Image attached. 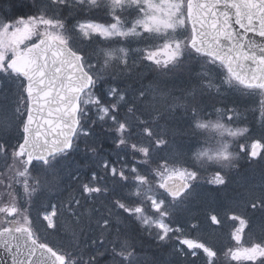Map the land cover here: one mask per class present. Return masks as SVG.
<instances>
[{
    "label": "snow or ice",
    "instance_id": "snow-or-ice-1",
    "mask_svg": "<svg viewBox=\"0 0 264 264\" xmlns=\"http://www.w3.org/2000/svg\"><path fill=\"white\" fill-rule=\"evenodd\" d=\"M57 6L70 4L75 7L74 0H52ZM80 5H87L83 11L91 8L98 10L99 15L111 17V22L100 19L84 17L78 20L75 28L86 39L99 38L104 41L115 37L124 38L130 34L140 35L143 32L168 33L178 28H186L188 37L185 41H166L156 51L146 54L148 60L156 65H165L173 62L179 55L182 45L191 47L198 53L208 56L212 61L222 64L229 79L239 82L246 88L257 89L264 95V0H78ZM107 3L109 11L104 12L103 5ZM125 4H134L139 8L140 17L132 27L124 29L121 24L119 11ZM29 5L37 7V0H2L0 3V72H12L22 77L25 85V95L21 99V106L17 112L23 115V123L20 125L22 138L18 143L8 146L0 140V158L7 164L8 159L20 164L23 171H19L20 177H26L29 169L37 166L36 162L47 165L56 154L72 149L74 138L81 129V113L84 106L94 104L104 114H108V107H101L99 97L94 93L98 74L94 66L88 63L85 57L69 46L65 36V22L57 17H50L43 9H39L27 15H19L22 8ZM35 39V42H32ZM23 45V47H21ZM121 55L117 59L127 64L126 50L119 49ZM163 56V59L158 58ZM106 57L112 53H106ZM109 60L105 58L104 64ZM114 94L123 99V95L115 88ZM141 96L144 93L140 94ZM261 113L264 114V98L261 100ZM228 119L232 115L225 113ZM195 115L193 134L197 129L215 128L223 136L227 133L230 137L242 136L248 132L247 128L233 131L225 124L204 123ZM113 121L116 120L112 116ZM13 121L7 117H0V128L10 129ZM117 131L122 134L118 144L125 143L123 133L127 128L124 122L116 124ZM144 132L152 136L155 146L158 148L165 144L163 136H153L152 129L146 127ZM133 150H138L143 162L149 161V147L132 144ZM243 151L245 144L240 145ZM229 145L223 144L215 151H202L196 154V159L207 160L230 159L233 154L228 151ZM248 154L255 159L264 153V141L253 139L247 144ZM95 151V150H93ZM179 165V166H178ZM108 169V161L103 164ZM112 176H119L127 180L123 168L117 173L116 167L111 168ZM156 179L152 181L159 189H163L174 199L179 197L191 182L198 177L196 171H190L182 164H171L168 160H160L153 169ZM135 173L131 178L137 182V187L149 183V178L139 174L136 166L129 169ZM96 179V173L92 174ZM225 182L224 176L216 172L210 183L220 185ZM25 185L27 181H24ZM85 193L101 192V188L83 186ZM142 193L138 192L137 195ZM146 200L151 202V207L161 217L167 215L163 210L164 201L158 199L155 194L143 193ZM115 204L129 214L141 217L143 207L128 208L119 200ZM253 208L256 204L252 205ZM0 213L5 215L20 212L14 205L0 207ZM55 209L42 213L43 221H46L47 229H55ZM213 223L218 224L216 215H212ZM239 221V227L233 233V239L240 241L247 221L241 216L230 217ZM145 224L149 220L144 219ZM156 227L160 231L159 238L164 240L172 228L163 220L157 221ZM25 224H29L25 217ZM104 230L110 228V221L104 219ZM179 231V229H177ZM177 239L180 241L179 236ZM107 241L92 240L88 247L96 248L94 253L88 254L84 259V253L73 255L72 252H62L42 242L40 237L30 226L18 224L16 221H8V226L0 225V264H76L77 260L82 264H109L104 259L106 254L114 253L127 260L133 254V250L118 251L115 246L109 248ZM183 246L191 251L193 257L197 255V249L202 250L209 258L208 264H213L215 251L203 243H196L191 239L180 241ZM233 261L241 264H264V243H252L248 248L237 247L235 251L229 249Z\"/></svg>",
    "mask_w": 264,
    "mask_h": 264
},
{
    "label": "trees",
    "instance_id": "trees-1",
    "mask_svg": "<svg viewBox=\"0 0 264 264\" xmlns=\"http://www.w3.org/2000/svg\"><path fill=\"white\" fill-rule=\"evenodd\" d=\"M0 3H2V0H0ZM74 4L75 7L70 4L57 6L52 0H37V7L29 5L22 8L18 14L27 15L43 9L46 15L57 17L58 14V18L64 20L66 29L64 34L67 36L70 33L68 34L70 37H68V44L74 50L80 52L86 61L94 66V71L98 74L94 93L99 97L100 105L108 107L109 112L104 118L99 119L100 114L97 110L93 113L94 115H88L90 109L84 107V111L81 113V129L83 132L82 134L78 132L72 150L56 155L47 165L36 162L37 166L35 168L37 169L33 171L34 168H30L29 173L35 172L36 174L38 171H46L59 164L72 167L75 165L77 168L85 170L84 174H78L75 177L73 172L70 171L68 179L63 180L62 188L64 192L60 197L50 200H54L55 206L59 210L57 212H64V208L61 207L65 201L63 199L64 193L68 189L83 188L85 184L92 188L102 189L101 192H93L89 207L80 202L78 208L72 207V209L80 216L86 212V216H84L85 214L82 216L80 227L76 226L79 230L77 234L82 232L85 225L88 226L87 219H90L92 225L96 223V237L103 236L105 241L108 242L107 247H118V251L133 250L128 263L123 257L114 253L106 254L104 259L108 260L109 264H208L207 255L202 250L197 249V255L193 257L191 251L180 243L183 239L203 243L215 251L217 255L213 258V264H241L239 261H233L232 257L227 255L230 248L239 245L233 239L231 224L229 223L232 220L230 217L235 214L232 211L222 210L221 215L219 214L221 222L216 224L212 222L210 215H207L205 211L202 214H197L193 211H187V207L192 202L195 192L200 190L215 192V197L224 201L231 195L234 196L236 194V189L234 190L233 187V182L236 180L234 176L242 172L240 168L243 167L245 162L238 160L236 156H232L228 161L224 159L207 160L206 158L197 160V153L219 149L228 136L227 133L222 136L218 130L212 127L197 129L196 133L193 134L191 128L194 126L195 115L199 114L201 122L213 124L219 122L233 131L238 130L241 125L240 121L237 120L238 117H236L235 100L238 99V95L241 96L243 101L250 100L249 97L252 98L253 96L244 92L242 94H240L241 92L238 93V87L227 78L222 68H219L214 61L195 54L186 46H183L184 55L165 66L156 65L146 57L147 52L156 51L159 48L161 45L159 44L160 38L150 39L142 36L133 47H130L131 42L125 38L115 37L104 41L102 38L86 39L81 37L79 31L75 28L78 20L90 17L104 22H111V17L99 15L98 10L95 8H91L88 12L83 11L88 6L80 5L78 0H74ZM103 8L105 13L109 11L107 3L103 5ZM118 11L120 16L124 18L132 15V12L129 13L128 10ZM121 48L126 50L127 64H123L121 60L116 58L117 55H121L119 53ZM106 53H112V56L106 57ZM105 58L109 60L107 65L104 64ZM158 58L163 59V56L161 55ZM187 73H190L189 76H187ZM191 73H204L210 85L198 84L196 90L192 91L185 85L178 92H175L179 99L172 103L174 109L167 110L171 104L169 103L168 106L165 105L162 109H156L152 113L146 112L147 107L145 104L147 103L144 99L147 92L157 90L158 87L159 89L167 87V81L161 82L160 77L168 80V77L172 76L171 79L179 78L187 84L192 79H196L191 77ZM113 88L122 94L124 98L116 100L118 95L113 92L109 95V89ZM193 92L195 93L192 94ZM141 93H144V95L141 96ZM241 110L258 111V107H243ZM227 112L228 115H232L231 120L225 115ZM112 116L116 117L115 121L111 119ZM118 122H124L127 125L123 133L126 142L123 144H118V141L122 138V134L116 128ZM251 126L253 124L249 123L244 128L249 129ZM146 127L152 129L153 136H163L166 143L157 148L152 136H148L144 132ZM165 129L168 131H165ZM6 144L8 146L14 145L16 140ZM132 144H137L138 147H149V161L147 163L142 161L143 157L138 150H133ZM105 160L108 161L107 170L103 167ZM160 160H168L171 164H182L190 171L194 170L198 173L197 179L191 182L190 191L182 198L171 200L160 191L157 185L152 183L155 180L152 176L153 169L159 164ZM10 162L11 159H8L5 165L8 166ZM227 165L230 166V170L235 165L237 166L234 168V172L232 170L225 172L224 167ZM17 166L19 171H23L20 164L17 163ZM133 166H136L139 174L149 178V183L143 185L142 188H138L137 182L131 178L135 175V173L129 172V169ZM112 167H116L117 173L123 168L129 178L125 180L118 175L112 176L110 173ZM93 172L96 173V179L91 180L92 182L89 183L88 177ZM216 172H220L224 176L225 182L223 184L210 183ZM10 183L12 185L7 191L16 194L23 193L28 196L27 187L24 186L22 179L10 180ZM152 187H158L159 193L163 195L159 197L164 198L163 210L167 212L164 217H161L158 212L151 208L150 201L142 197V194L137 195L141 191L147 194L146 191ZM41 192L42 190L39 187L36 196L40 195ZM82 193L84 195L83 191ZM7 195L6 199L8 198ZM31 198L30 213H32L31 216L35 220L39 213L37 211L48 205L50 201L33 202ZM117 200L124 203L128 208L144 207L143 219L139 220L135 214H129L119 208L115 204ZM144 201L146 202L144 203ZM97 206L101 211L96 215V222L93 218L92 209ZM215 213L217 214V212ZM257 214V212H254L253 217ZM153 218H161L172 228V231L164 240L159 238V229L151 225L150 222ZM104 219L110 221V228L106 231L103 228ZM144 219L149 220V223L145 224ZM61 222L62 220L59 218L58 223ZM65 222H69V220H65ZM203 222L207 226L206 232H202L200 229ZM194 230L198 236H193L191 232ZM178 236L180 241L177 239ZM56 237L58 240L59 237L57 235ZM249 238L252 243H264V236H260L256 232H252ZM40 239L48 242L57 250L65 252L56 244L55 238L51 239L54 243L45 240L43 237ZM58 241L63 242L64 245L70 243L67 238ZM243 242L242 240L240 244ZM76 247L73 255L83 252L78 251L80 247ZM83 253L84 259L87 258L88 254H91L90 252ZM112 255L114 256L113 262L110 259ZM76 264H82V261L77 260ZM243 264H247V262H243Z\"/></svg>",
    "mask_w": 264,
    "mask_h": 264
},
{
    "label": "rangeland",
    "instance_id": "rangeland-1",
    "mask_svg": "<svg viewBox=\"0 0 264 264\" xmlns=\"http://www.w3.org/2000/svg\"><path fill=\"white\" fill-rule=\"evenodd\" d=\"M122 10H128L129 13L132 12L131 13L132 15L130 17H127V18L121 17V24L123 28L128 29L132 27L133 23L140 17V11H139V8L134 4H125L120 9V11ZM68 34L66 36L67 40H69L70 38ZM80 35L81 37H83L82 34ZM183 35H184V29L178 28L175 31H171L168 33L143 32L140 35L130 34L124 38L129 40L132 43V44L130 43L129 45L130 47H133L136 41L140 39L142 36L149 37L150 39L160 38L161 39V41L159 42V44H161L159 46L160 48L166 41H175V40L185 41L189 35L188 30L186 28H185V35L184 36ZM183 46L185 45H182L181 50H180V55L177 58L184 55ZM21 47H23V45ZM189 74L187 73V76H189ZM15 77H16L15 74L10 71L0 72V117H7L13 121L12 128L10 129L0 128V140H3L4 142L9 143V144L12 143L15 139L19 140L18 133H19L22 114L17 112V108L21 106V99L24 96V93L22 90V82L21 81L19 82L13 79ZM171 77H168V80L162 77L159 78L161 82L167 81V87H164L163 89H159L158 87L157 90H152L151 92L149 91L147 92L145 99H144V101L146 100V103H147L145 104L147 107L146 112L152 113L156 109H162L163 106L165 105L168 106L169 103L171 104L168 106L167 110L174 109L173 108L174 105L172 103H174V101L179 99V96L175 95V92L176 91L178 92V90L182 89L185 85L187 86L188 89L190 88L191 91L194 89L196 90V87L198 84L206 85V86L210 85V82L206 80L205 78L206 76L204 73H199V74L191 73V77H195L196 79H192L187 84H185L179 78L171 79ZM109 92H110L109 95H111L112 89H109ZM194 93L195 92H193L192 94ZM117 99L119 100L121 99L119 95H118V98H116V100ZM185 99L191 100L189 98H185ZM235 101L237 103L244 102L241 99H236ZM84 107H88L90 109L88 115H94L93 113H95V111L97 110L100 114L99 119H102L107 115V114H104L101 111V109L94 104H88V105H85ZM101 107H104V106L101 105ZM258 113L261 114V112H258ZM241 119H245V118L243 117L237 118V120H241ZM252 122L256 126L259 125L260 118L257 116L255 119H252ZM165 131H168V130L165 129ZM80 132L82 134L83 130ZM260 138L262 141H264L263 136ZM18 140L16 141V143L18 142ZM263 158H264V153L259 158V160L260 159L262 160ZM36 169L37 168H34L33 171H35ZM70 171L73 172L74 177L78 174L82 175L85 172L83 168H77L75 165L72 167L69 165L59 164V165L52 166L46 171H38L36 174L35 172L33 173L31 172L32 174L28 172L26 177H20L18 175L19 167L17 166V163H14L13 160L11 159V162L9 163V165L6 166L3 159L0 158V187H1L0 207L14 205L20 212V215H16L14 213L11 215H5L3 213H0V225L6 227L8 226V221H16L20 225L29 226V224L31 223L30 222L31 221L30 207H32L30 198L32 197L31 201L33 202H37V201L49 202L51 199H56L55 197H60L61 194L64 192V189L62 188L63 180L68 179L69 174L71 173ZM255 174H258L255 176V179L259 178L258 181H253L252 178L242 177L241 179H237L233 183L234 185L236 184L237 193L243 196L247 202L253 201V200L264 202V190L261 191V186L264 184V161H262V164L260 165L258 171ZM152 176H154V178L156 179L154 172L152 173ZM18 178L22 179L23 183L25 180L27 181V184L25 185L24 183V186L27 187L26 190H28V196L24 195L23 193L16 194L15 192L11 193L10 191H7L12 185L10 183V180L13 181L15 179L17 181ZM88 179L90 181L89 183H91L92 182L91 180H93L92 174L90 175V177H88ZM39 187L41 188L42 192L40 195L36 196V193L39 192ZM82 191H83V188L77 187L76 190L73 188H70L68 189V191L64 193L63 199H65V201H64V204H62L61 208H64V215H66V217L62 219L61 223H58L59 218L57 216L54 217V222L56 223L55 229H47L46 221H43V218H42V213L44 212L51 213L54 209L56 212V208L54 204H48L44 207H41L40 210L42 212H39V215L37 217L36 228L39 230L40 236L41 234L44 235L43 234L44 232L49 233V234L52 233V235L58 234V237H59L58 240L60 239L63 240L64 236H66L67 240L70 241L68 245H64L63 242L58 241V240L55 241L59 247L64 249L63 251L74 253L75 252L74 248L78 246L80 247L78 251L94 253L93 250H96V248L88 247L91 241L92 240L105 241V239L103 238V236L96 237L97 235L95 233L97 232L95 231L96 223L95 225H92L90 223V219H87L88 226L85 225V227L82 228V232L80 234H77V232H79L77 227H80V224H82V216L84 214H85L84 216H86V212L82 216H80V214L76 213L74 209H72V207L78 208L80 206V202H82L84 206L89 207L91 204V198L93 197V192L85 193L83 191L84 195H82L83 194ZM146 192H147V195H152L154 193L155 196H163L162 194L159 193L158 187L157 188L152 187ZM143 193L144 191H142L141 193L142 197H144ZM6 194H8L7 199H6ZM215 196H216L215 192H211L209 190L207 191L200 190L198 192H195L192 202L187 207L188 209L187 211H193V212H196L197 214H202L206 209H214L219 212H222V209L224 208L237 205V203L233 201H236L238 199V195H234L230 201H228L229 200L228 199L226 202H224L222 199L216 198ZM244 199L242 201H244ZM145 202L146 201H144V203ZM252 205L250 206V209L255 212L261 206L259 202H257L255 208H253ZM239 210L240 209H238L237 211L227 209V211L235 212L236 215L241 216L243 219L247 221V224L243 232L240 234L241 241L242 240L244 241L240 247L248 248L252 244V240L249 238L250 222L246 216L242 215L243 214L242 212H238ZM92 211L94 215L93 217L94 221L97 222L96 215L100 213L101 210L99 206H97L94 209H92ZM219 212H217L216 214L214 211H211L209 215L210 217L212 215H216L218 220L221 222V217L219 216L220 214ZM61 214L62 212H59V215ZM135 216L139 220L141 219V217H138L137 215ZM25 217H27L29 224H25ZM65 220H69V222H65ZM160 220L162 219L156 218L154 220H151L150 223L156 226L155 222L160 221ZM229 223L231 224V233L233 236L235 229L239 227V221L232 219L230 220ZM252 225L255 229L256 234L260 236H264V205L260 207L258 214L253 218ZM206 227L207 226H205L203 222L200 228L202 232H206ZM125 261H127V263L130 262V257H128L127 260Z\"/></svg>",
    "mask_w": 264,
    "mask_h": 264
},
{
    "label": "clouds",
    "instance_id": "clouds-1",
    "mask_svg": "<svg viewBox=\"0 0 264 264\" xmlns=\"http://www.w3.org/2000/svg\"><path fill=\"white\" fill-rule=\"evenodd\" d=\"M228 151H229L230 153H232V154H233V156L235 155V153L231 152L229 149H228Z\"/></svg>",
    "mask_w": 264,
    "mask_h": 264
},
{
    "label": "water",
    "instance_id": "water-1",
    "mask_svg": "<svg viewBox=\"0 0 264 264\" xmlns=\"http://www.w3.org/2000/svg\"><path fill=\"white\" fill-rule=\"evenodd\" d=\"M3 253V249H0V254H2Z\"/></svg>",
    "mask_w": 264,
    "mask_h": 264
}]
</instances>
